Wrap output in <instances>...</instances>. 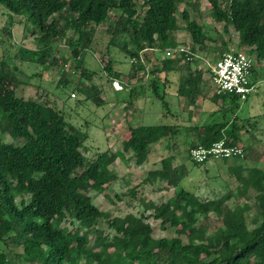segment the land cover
Segmentation results:
<instances>
[{
  "label": "trees",
  "instance_id": "16d2710c",
  "mask_svg": "<svg viewBox=\"0 0 264 264\" xmlns=\"http://www.w3.org/2000/svg\"><path fill=\"white\" fill-rule=\"evenodd\" d=\"M196 1L0 0V6L8 14L3 31L7 44L15 47L12 57L42 68L57 67L61 71V86L73 84L72 90L101 104L97 87L64 76L62 67L67 57L59 54L55 41L64 39L79 75L89 80L82 58L96 26L105 24L109 34L106 48L115 46L124 52L132 66L128 78H132L137 70H144L142 59L153 63L157 59L156 51L179 45L174 37V32L182 27L176 22V3L185 4L179 11V19L189 36V51L205 47L208 37L186 9L189 6L196 10ZM205 1L227 36L226 41H221L223 51L229 49L231 29L237 35L235 49L248 48L254 54L256 63L248 76V83H254L264 69V0ZM13 17L29 26L33 48L17 46L11 41L9 29ZM186 56L190 55L179 52L162 57L159 65L149 71L150 77L140 86V92L149 87L151 95L166 109L163 85L155 74L183 69L176 94L184 99V107L195 105L201 98L203 71L191 70L188 64L194 57L188 60ZM260 60L262 63L258 64ZM104 70L107 83L118 74L111 67V58L104 64ZM16 83L6 63L0 60V244L3 247L0 264H264V161L251 159L252 146L239 145L243 157L219 158L223 162L231 160L228 172L237 181L234 191L199 198L181 185L182 173L170 165V157H164L160 167L148 172L141 182H164L181 197L180 201L167 199L155 205L137 196L134 185L126 194L136 200L141 210L136 214L113 215L98 209L89 194L105 193L109 188L112 173L105 169L111 162L108 152L99 151L86 157L83 153L86 131L68 122L48 102L39 103L17 95ZM133 94L132 86L127 100ZM207 100L217 105L215 111L221 118L205 123L202 135L187 150L197 144L209 146L220 138L238 145L244 133L254 142L262 141L253 136L256 129L261 132L259 118L251 120L236 114L240 101L237 96L212 93ZM224 101L227 105H223ZM260 119L264 121V114ZM179 128L175 123L129 127L128 137L122 142L124 152L140 165L149 145L171 139ZM5 136L9 137L8 141ZM116 154L123 158V153L116 151ZM244 165H249V174L241 170ZM249 189L254 192L251 205L255 209L251 227L245 223L250 205L243 203L249 199ZM239 196L243 202L232 206L226 203L229 198ZM148 218L158 220L161 230L172 228L179 234L153 237ZM64 219L76 227L74 233L61 225ZM97 219L103 220L112 234L98 230ZM209 219L218 223L214 230H209ZM88 235L92 238L90 245ZM10 245L19 247L20 252L10 250Z\"/></svg>",
  "mask_w": 264,
  "mask_h": 264
},
{
  "label": "rangeland",
  "instance_id": "374dc122",
  "mask_svg": "<svg viewBox=\"0 0 264 264\" xmlns=\"http://www.w3.org/2000/svg\"><path fill=\"white\" fill-rule=\"evenodd\" d=\"M140 1L138 0V3ZM176 5V22L182 27L174 32V37L179 42L178 46L184 48L188 45L189 36L183 29V23L179 19V11L185 7V4L180 2ZM195 6L196 10L189 6H186V9L189 16L196 20L203 29V33L208 37L205 47L195 49L194 52L197 57L193 56L194 59L188 64L191 70L195 68L203 71L201 98L197 99L195 105L184 107V99L176 94L178 77L184 73V70L159 72L155 75L158 76L160 84L163 85L164 100L167 103L166 109L159 100L151 95L149 87L140 92V86L145 85L150 77L149 71L154 66H158L159 61L164 57V50L156 51L157 59L153 63L142 59L141 64L144 66V70H137L132 78H128L132 70L131 62L119 48L115 46L106 48L109 34L105 30V24H100L96 26L90 46L82 58L83 67L90 74V79L87 80L79 75L64 39L56 40L55 44L59 54L62 57H67V62L62 67L65 71L64 76L73 82L79 78L85 85L97 87L99 89L98 97L103 100V103L95 104L92 100L85 98L84 94L72 90L70 87L73 84L68 87L61 86L59 82L61 71L57 67L42 68L12 57L15 47L7 44L3 31L8 20V14L0 6V60L6 63V68L17 81L15 86L17 95L32 98L39 103L48 102L50 106L58 108L68 122L86 131V151H83L86 157L90 158L95 152L106 150L111 158L110 164L105 167L112 173L108 179L110 183L108 190L105 193H89L92 203L100 210L108 211L117 216H122L128 212L136 214L137 211L141 210V207L137 205L135 199L126 194L127 189L134 185L137 186V196L145 201L151 200L155 205L167 199L180 201L181 197L175 194L173 189L164 182L156 180L152 183L141 182L148 172L160 167V160L164 157H170V165L177 167L182 173L181 185L199 198L221 196L226 191H234L237 185L234 175L228 172L231 160L223 162L221 159L215 158V160L197 164V162L190 160L187 154L188 146L195 143L202 135L203 125L211 121H219L221 118L220 113L215 111L217 105L207 100L212 94L208 78L210 67L214 64L217 54L223 51L221 41L227 40L222 29V23L214 20L206 1L197 0ZM137 9L139 8L137 7ZM17 19V17H13V24L9 29L11 41L17 46L33 48V35L28 30L29 26L23 22H16ZM236 45L237 35L229 29L228 50L236 48ZM245 50L247 51V48ZM109 58H111L112 69L118 71V74L110 83H107L108 75L104 70V64ZM257 63L260 64L262 61ZM257 80L258 83L254 92H251L246 100L238 101L239 107L236 111L239 117H251V120L256 117L259 118L257 124L261 132L256 129L253 136L260 137L262 141L254 142L246 133L241 132L244 134L241 135V142L238 143V145L245 147L252 146L254 152L251 154V159L256 162L264 161V121L260 119L261 115L264 114V69ZM125 81H128L127 85L124 84ZM113 82L121 85V89H114ZM132 86L134 94L130 100H127L128 91ZM71 93L74 95L71 96ZM225 104L227 105L226 101L223 102V105ZM229 117L230 113L227 114V118ZM154 123L178 124L180 125L179 132L171 139H164L149 145L145 160L142 164L136 165L134 159L127 152H124L122 142L128 137L129 127ZM5 140L8 141L9 137L5 136ZM116 151L123 153V158L118 156ZM248 168L249 165H244L241 170L249 174ZM247 195L249 199L245 202L239 196L229 198L226 203L229 206L238 202L250 205L245 223L251 227L252 217L255 213L254 206L251 205L254 192L249 189ZM18 199V197L15 198L16 201ZM146 221L152 228L151 235L153 237H175L179 234V232H174L172 228L161 230L158 227V220L148 218ZM217 224V222L209 219V230H214ZM61 225L73 233L76 231V227L67 223V219H64ZM95 227L105 233L112 234L101 219L96 220ZM87 240L89 245L92 244L91 235H88ZM0 248H3L1 244ZM9 248L12 251L20 252L19 247L10 245ZM7 250L5 248V251Z\"/></svg>",
  "mask_w": 264,
  "mask_h": 264
},
{
  "label": "built area",
  "instance_id": "2783aa9c",
  "mask_svg": "<svg viewBox=\"0 0 264 264\" xmlns=\"http://www.w3.org/2000/svg\"><path fill=\"white\" fill-rule=\"evenodd\" d=\"M220 53L214 61L209 72V83L212 93H227L235 95L238 99H244L248 94L254 92L255 84L248 83L250 68L256 63L255 56L247 48L238 50L230 48ZM184 52L186 59L196 56L195 52H190L188 47L176 46L164 49V57H170L173 53ZM252 53V54H251ZM114 89H121V85L113 82ZM74 94L71 93V96ZM190 160L193 162H202L209 159H219L228 157H243L242 148L239 145L229 144L224 138L217 139L209 146L199 144L191 146L187 150Z\"/></svg>",
  "mask_w": 264,
  "mask_h": 264
},
{
  "label": "crops",
  "instance_id": "0c3cea01",
  "mask_svg": "<svg viewBox=\"0 0 264 264\" xmlns=\"http://www.w3.org/2000/svg\"><path fill=\"white\" fill-rule=\"evenodd\" d=\"M257 83H258V80H255V82L253 84H255V86H256Z\"/></svg>",
  "mask_w": 264,
  "mask_h": 264
}]
</instances>
